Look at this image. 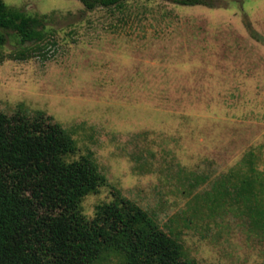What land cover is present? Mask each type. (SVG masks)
Segmentation results:
<instances>
[{"label":"rangeland","instance_id":"obj_1","mask_svg":"<svg viewBox=\"0 0 264 264\" xmlns=\"http://www.w3.org/2000/svg\"><path fill=\"white\" fill-rule=\"evenodd\" d=\"M4 1L47 19L40 53L11 58L13 37L1 48L0 112L41 111L76 140L68 159L93 154L108 185L83 214L118 189L197 264H264V232L216 195L250 150L264 172V0Z\"/></svg>","mask_w":264,"mask_h":264},{"label":"trees","instance_id":"obj_2","mask_svg":"<svg viewBox=\"0 0 264 264\" xmlns=\"http://www.w3.org/2000/svg\"><path fill=\"white\" fill-rule=\"evenodd\" d=\"M78 1L92 10L120 7L126 0ZM46 19V14L29 15L0 0V64L5 58L1 48L11 37L21 47L9 54L11 58L23 60L40 53ZM76 151V140L51 116L41 111L32 117L21 110L11 115L0 112V264H96L112 256L120 264H197L186 256L181 242L161 228L153 212L118 189L113 190L112 201L98 204L94 217L87 218L82 198L108 181L91 152L68 159ZM240 163L237 181L218 184L217 198L231 200L264 232V172L252 150Z\"/></svg>","mask_w":264,"mask_h":264}]
</instances>
